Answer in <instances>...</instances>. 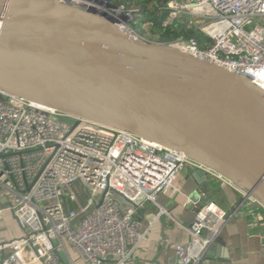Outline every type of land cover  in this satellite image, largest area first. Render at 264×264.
<instances>
[{"label":"built area","instance_id":"obj_1","mask_svg":"<svg viewBox=\"0 0 264 264\" xmlns=\"http://www.w3.org/2000/svg\"><path fill=\"white\" fill-rule=\"evenodd\" d=\"M61 1L90 12L98 6L103 11L92 13L141 36L134 10L124 5ZM164 8V27L181 21L203 34L173 45L264 90V0H169ZM75 120L0 90V219L9 215L16 227L0 241V264H75L66 242L88 264H128L148 233L138 212L159 204L183 171L224 178L157 141ZM246 200L264 211L255 195ZM228 217L207 200L186 227L191 239L176 246L177 264H208L206 252Z\"/></svg>","mask_w":264,"mask_h":264},{"label":"water","instance_id":"obj_2","mask_svg":"<svg viewBox=\"0 0 264 264\" xmlns=\"http://www.w3.org/2000/svg\"><path fill=\"white\" fill-rule=\"evenodd\" d=\"M0 90L75 125L85 119L181 151L264 204V90L171 42L61 0H0Z\"/></svg>","mask_w":264,"mask_h":264},{"label":"crops","instance_id":"obj_3","mask_svg":"<svg viewBox=\"0 0 264 264\" xmlns=\"http://www.w3.org/2000/svg\"><path fill=\"white\" fill-rule=\"evenodd\" d=\"M207 200H213L229 217L206 252V262L264 264V211L246 200L229 180L191 169L161 193L159 204H155L157 213L151 204L138 212L148 233L128 264H177L176 246L191 239L186 227Z\"/></svg>","mask_w":264,"mask_h":264},{"label":"trees","instance_id":"obj_4","mask_svg":"<svg viewBox=\"0 0 264 264\" xmlns=\"http://www.w3.org/2000/svg\"><path fill=\"white\" fill-rule=\"evenodd\" d=\"M114 5H124L127 9L134 10L135 17L137 16L141 24L144 22L150 23L151 32L158 36L159 41L173 42L181 37L188 39L191 36H196L200 40L203 39V34L195 29H190L181 21L175 22L172 25L164 27L162 19L166 16L167 10L164 4L169 0H107Z\"/></svg>","mask_w":264,"mask_h":264},{"label":"rangeland","instance_id":"obj_5","mask_svg":"<svg viewBox=\"0 0 264 264\" xmlns=\"http://www.w3.org/2000/svg\"><path fill=\"white\" fill-rule=\"evenodd\" d=\"M84 5V4H83ZM90 10H96V11H103L102 9H99L98 6H92L89 7ZM134 28L137 30L139 35L142 37L151 40V41H159L158 36L151 32L150 25L148 22H144L141 24L140 19L136 16V21L132 23ZM65 120L74 122L71 118H66ZM86 195L83 197V201ZM16 232L15 222L12 219L11 216L6 215L5 217L0 219V241L7 240L10 236H12V233ZM67 249L69 251V254L71 258L75 261L76 264H86L78 255V253L73 249V247L66 242ZM70 264V263H69Z\"/></svg>","mask_w":264,"mask_h":264},{"label":"bare ground","instance_id":"obj_6","mask_svg":"<svg viewBox=\"0 0 264 264\" xmlns=\"http://www.w3.org/2000/svg\"><path fill=\"white\" fill-rule=\"evenodd\" d=\"M90 10V9H89ZM91 12H92V10H91ZM100 17H102V18H104V19H106L105 17H103V16H101V15H99ZM108 20V19H107ZM110 21V20H109ZM123 27V29L126 31V32H129V33H131L132 35H135V34H133L131 31H130V28L127 26V25H123L122 26ZM136 36V35H135ZM41 106H42V104H40ZM44 106V105H43ZM46 108V107H45Z\"/></svg>","mask_w":264,"mask_h":264}]
</instances>
